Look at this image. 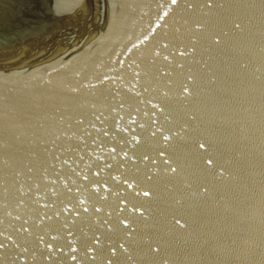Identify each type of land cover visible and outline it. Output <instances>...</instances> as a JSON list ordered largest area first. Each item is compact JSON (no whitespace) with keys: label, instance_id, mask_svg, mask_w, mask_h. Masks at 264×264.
Returning <instances> with one entry per match:
<instances>
[{"label":"water","instance_id":"obj_1","mask_svg":"<svg viewBox=\"0 0 264 264\" xmlns=\"http://www.w3.org/2000/svg\"><path fill=\"white\" fill-rule=\"evenodd\" d=\"M0 264H264V0H0Z\"/></svg>","mask_w":264,"mask_h":264},{"label":"snow or ice","instance_id":"obj_2","mask_svg":"<svg viewBox=\"0 0 264 264\" xmlns=\"http://www.w3.org/2000/svg\"><path fill=\"white\" fill-rule=\"evenodd\" d=\"M172 2H173V3H175V2H176V0H172ZM209 163H211V161H209Z\"/></svg>","mask_w":264,"mask_h":264}]
</instances>
